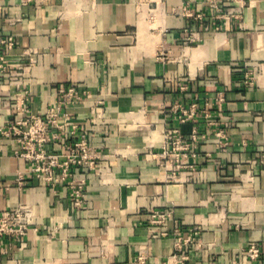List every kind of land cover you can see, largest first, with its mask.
Here are the masks:
<instances>
[{"label": "crops", "instance_id": "obj_1", "mask_svg": "<svg viewBox=\"0 0 264 264\" xmlns=\"http://www.w3.org/2000/svg\"><path fill=\"white\" fill-rule=\"evenodd\" d=\"M0 33V125L73 83L47 149L85 131L95 159L50 183L0 134V211L28 222L0 237V264H264V0H0ZM170 128L187 149L165 152Z\"/></svg>", "mask_w": 264, "mask_h": 264}, {"label": "built area", "instance_id": "obj_2", "mask_svg": "<svg viewBox=\"0 0 264 264\" xmlns=\"http://www.w3.org/2000/svg\"><path fill=\"white\" fill-rule=\"evenodd\" d=\"M14 46V38L12 35H3L0 33V72L5 73L8 69V53ZM12 74V73H11ZM247 78H249L247 76ZM245 79L248 82V79ZM60 97L57 102L48 107L43 114H35L24 109L27 115L6 119L0 125V134L10 137L16 141L17 149L15 154L27 161L28 167L26 174L35 177H41L46 181L53 183L56 180L54 169L60 168L63 172L68 170L72 164L77 166L86 165L89 169L94 168L95 159L90 155L89 147L86 142V132L79 134L80 139L66 146L63 154L57 152H49L47 145L59 138L58 129L63 126L68 118L64 108L67 105L79 102L84 94L75 84H62L58 87ZM193 106V105H192ZM18 113V112H17ZM193 114V107L190 109L181 108L178 119L184 121ZM75 135V129L69 131V136ZM165 152L178 151L187 149L189 143L183 140L181 134L176 128L167 129L164 133ZM63 156L64 159L60 157ZM24 176L20 175L19 180ZM75 203L80 202L82 195L83 181H78L72 185ZM26 209L24 207H15L12 209H3L0 211V237L4 234L12 235L19 240H23L28 229L26 219ZM153 216L162 219L163 213L155 212ZM187 241L191 237L186 238ZM180 247V246H178ZM246 254L254 259L258 257L259 249L254 243H249L246 248ZM140 259V263H142ZM129 264H133L132 262ZM182 264V263H181Z\"/></svg>", "mask_w": 264, "mask_h": 264}]
</instances>
